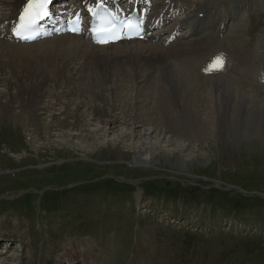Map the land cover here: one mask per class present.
Instances as JSON below:
<instances>
[{
    "label": "rangeland",
    "instance_id": "374dc122",
    "mask_svg": "<svg viewBox=\"0 0 264 264\" xmlns=\"http://www.w3.org/2000/svg\"><path fill=\"white\" fill-rule=\"evenodd\" d=\"M164 1L150 0L154 5L147 8L155 10ZM189 1L188 7L174 10V20L155 31L163 38L167 27L184 22L175 30L177 42L192 32L194 23L190 21L201 6L217 12L224 8L234 11L235 17L222 29V36L208 41L206 51L212 44L222 43L233 53L230 46L239 41L241 50L234 53L241 56L240 65L228 70L226 76L240 81L248 111L256 110L252 100L264 98V90H259L264 89V82L243 73L242 57L249 55L244 52L248 44L259 54L255 45L264 39V0ZM63 2L57 0L52 5L77 3ZM236 22H242L243 27L235 33L240 39L233 41L228 27ZM204 25V35L215 33L210 22ZM7 53L2 55L9 63ZM12 55L18 62L14 67L9 63V71L0 75V110H9L8 115L0 112V238L4 239H0V264H264V129L254 135L251 116L234 113L230 106L222 111L219 102L227 93L206 84L198 88L205 92L193 105V112L186 114L174 102L168 119L166 112L154 107L157 89L153 86L145 108L137 112L140 122L130 125L122 111L135 113L132 78L118 82L124 87L113 101L108 87L101 85V77L81 71L76 76L82 77L76 82L80 83L79 92L94 100L99 98L93 97L94 92L107 96L105 102L115 104L112 114L121 118L107 125L91 121L90 104H85L80 113H84L92 142L83 141L88 147L84 154L79 150L77 131L68 133L56 120L66 115L61 111L64 104L70 102L67 112L72 113L81 105L79 101L87 103L88 99L62 96L56 101L60 85L50 80L42 87L41 78L37 85L31 78L37 69L35 60ZM22 62L24 72L19 69ZM51 71L46 72L49 79ZM195 74L220 76L218 72L212 77L204 72ZM122 76L116 72L115 78ZM90 88L93 94L88 93ZM32 89L45 93L34 109L33 120L40 119L33 124L38 131L32 134L27 129L24 136L12 120L24 109L27 96L22 93ZM96 104L104 105L99 99ZM146 132L150 133L147 139ZM32 135L38 136L42 149L31 143ZM136 148L162 158L141 163L132 158ZM117 149L129 156L118 159ZM21 152L25 156L22 161L10 157Z\"/></svg>",
    "mask_w": 264,
    "mask_h": 264
},
{
    "label": "bare ground",
    "instance_id": "6f19581e",
    "mask_svg": "<svg viewBox=\"0 0 264 264\" xmlns=\"http://www.w3.org/2000/svg\"><path fill=\"white\" fill-rule=\"evenodd\" d=\"M27 1L28 0H0V12H6L3 14L0 13V75H6L10 69L9 63L12 67H14V65L18 62L17 57L12 54L20 56V60L23 56H30L29 58L35 60V67L37 68L33 73V77H31L34 82H37V79L41 78L42 87L47 86L50 80H53L55 85H60V89L55 95L56 101H59L62 96L66 98L68 97L70 100L75 99V97H78L79 99H83L85 97L88 99L87 103L84 102V99L83 102L82 100L79 101L78 104L81 105H76V109H73L72 113L67 112V110L70 109V102H66L67 104L63 105L64 110H61L66 115L63 119L56 120L57 125H60L62 129H67L68 133H75V131H77V134H79L78 138H80V144L78 145L81 148L79 149L81 150L80 152H84L85 154V151L88 149V147H86L87 144H84L83 141L92 142L91 137H89V134L91 133L85 129L86 123L84 124V113H80L82 111L81 108L86 107L85 104H90L87 106V109L89 110L88 115L91 116V121H98L99 123H106L107 125L109 122L114 123L121 120V118H119L116 114H112L115 104H107L108 102H105L107 96L104 97L99 92H94L93 94L92 89H89L88 93L90 92L93 94V97H99L98 99L104 103L103 106L100 104L98 106L97 104L95 105V101L98 99L94 100L92 97L87 98L84 91L79 92L80 90L77 89V87L80 86V83L76 82H78L82 77L80 76L76 79V76L81 71H90L89 73L101 77V79L104 80L101 85L108 87L111 100L113 101H115L117 92L123 86L118 82L121 80L123 81L124 79L129 81L130 78H132V81H130V88L135 91V95L133 97L135 101L133 108L136 114H127L122 111V115L130 120V125L140 122L139 118L136 117L137 112L145 108L148 93L153 86L157 89V98L155 99L154 107L156 110L159 109L161 112H166L168 116L172 109L171 104L174 102L177 103H174V105L182 108L181 111H184L186 114L190 111L193 112V109L196 108L193 107V105L196 106V102L201 101V94L205 92H200V89L198 88L209 84L212 87H216L218 90H222L227 93L223 100H220L219 102V108L222 111L226 112L227 108L230 106L231 111L234 113H239V115H245L246 117L251 116L250 122L252 124L251 128L254 135H257L259 131H261L260 129H264V98L256 97V99H253L252 105L256 108V110L248 111L246 106L247 97L245 96L243 85L238 83L240 82L239 80L226 76V72H228V70L231 72L234 67H237V61L241 57H238L239 55L234 53L235 50H241L239 47V41L237 46L235 44L236 42H233L230 46L233 53L227 49L225 50L222 43L218 44L219 46L212 44L211 50L206 51L207 46H209L207 42L213 41L214 37L221 35L222 29L227 27L226 25L231 18L235 17L234 11L224 8L221 13L215 14V9L201 6L199 11L194 14L195 17L190 21V24L194 23L192 32L188 35H183L182 37L184 40H178L174 43H171L175 37V30H173V26H175L174 29H177L179 26L184 24V22H181L179 25H172L170 28L167 27V32L171 34L169 38H167L166 42L165 38H160L161 35L155 39L151 38L154 37V35H151V37H148L147 39H133L129 41L122 40L115 44L98 46L97 44H93L83 34H55L53 38H44L39 41L35 40L31 43L25 44L26 42L20 43L14 41L8 37V34L11 27H13L17 21L18 13L21 11L23 6L28 3ZM56 1L57 0L54 2ZM75 1L77 2L75 5H68L66 7H55L51 4L50 8H52V17L59 19L75 12H81V10L84 11L87 7L93 6L99 1L110 3L113 8L118 7L115 4V1L117 0ZM129 1L128 6H131L133 0ZM138 1L141 6V12L144 14L147 22V31H150L155 27L159 28L160 26H163L165 23L173 19L174 10L184 8L186 6L188 7L190 3L189 0H166L161 3L159 7L155 6V10H149L147 8V6H149L148 0ZM241 1L242 0H237L238 3ZM224 11L227 13H224ZM240 17H242L241 14ZM198 19L199 21H196ZM208 22H210V26L213 31H216L215 33L204 35L203 32L207 28L204 23ZM214 25H216V29ZM241 27H243L242 22L232 23L228 27L230 29L229 31H231L230 34H232L233 41L240 39L237 38L236 34L242 30ZM153 40H156V42H153ZM255 46L259 49V54H256L253 49H251L254 48L252 44H248L244 47L246 48L244 52H248L249 55L247 56L244 54L242 57L243 73L246 72V74L255 81L264 82V39L259 41ZM4 52H9L6 57L9 63H7L2 55ZM223 52H225L224 55L222 54ZM43 56H45V58ZM219 56L224 58V67L220 70H214L215 58ZM199 58L200 60H198ZM226 60H231L232 62L230 63ZM25 66L26 65L23 62L19 63V67H21L19 68L20 70L24 69ZM6 67L9 68L8 71L6 70ZM48 70H52L51 72L53 77L50 76V79L46 75ZM116 72L118 76H120V73H122L123 76L121 78H115ZM199 72L209 74L211 77L218 72L220 73V76L214 78H203L201 74H195ZM1 80L2 79H0V81ZM37 85H39V83ZM232 87H235V90H233ZM42 89L26 90L22 93L27 96L22 104V108L24 109L21 110V115L13 118L12 121L20 127L19 129L23 131L24 136L28 135L25 134L27 129H30L32 134L38 131L36 129L37 124H35V126L33 124L34 122L38 123L40 119L37 122L35 121L36 119H33L35 118L34 109L36 108V102L41 98L42 94L45 93ZM259 90L263 91L264 89ZM229 93L234 94V96L231 97ZM19 95L20 93L18 94V97ZM1 107L3 106L0 103V108ZM0 112L1 116L8 115L9 110L8 108H4L3 110H0ZM4 112H6V114ZM69 118L73 121H69ZM149 135L150 133L146 132L145 138L147 139ZM32 136L31 143L36 144L39 150L42 149L43 145L39 143L38 136ZM140 149L136 148L134 154H132V158L134 160L150 164L158 157L153 154L154 152L152 153L146 149ZM23 150L27 153L24 146ZM115 153L117 158L120 160L129 156L123 149H120ZM10 157L14 159L16 158L17 160H19L17 157H20L21 161L22 159H25L22 152L10 154ZM161 158L158 157L159 160ZM78 252H80V250L76 248V254ZM84 260L85 259L82 261Z\"/></svg>",
    "mask_w": 264,
    "mask_h": 264
},
{
    "label": "snow or ice",
    "instance_id": "6c2138e0",
    "mask_svg": "<svg viewBox=\"0 0 264 264\" xmlns=\"http://www.w3.org/2000/svg\"><path fill=\"white\" fill-rule=\"evenodd\" d=\"M52 0H28V6L25 10L24 15L22 16V24H18L14 28V33L18 37V39L24 40V41H32L37 39L36 36L32 35H25V32L33 31L36 28V25L43 19L48 18L50 11L44 10V6L46 4H51ZM41 9L39 13L35 12V9ZM113 21H115V18H113ZM123 27L127 28L128 30H135L138 28L137 24H128L125 23ZM74 32L79 33L80 28L74 27L71 29ZM104 31H110V29H105ZM107 42V41H102ZM224 67V58L222 56L215 58V64H214V70H220Z\"/></svg>",
    "mask_w": 264,
    "mask_h": 264
},
{
    "label": "trees",
    "instance_id": "16d2710c",
    "mask_svg": "<svg viewBox=\"0 0 264 264\" xmlns=\"http://www.w3.org/2000/svg\"><path fill=\"white\" fill-rule=\"evenodd\" d=\"M88 191H90V190H84L83 192H88Z\"/></svg>",
    "mask_w": 264,
    "mask_h": 264
}]
</instances>
